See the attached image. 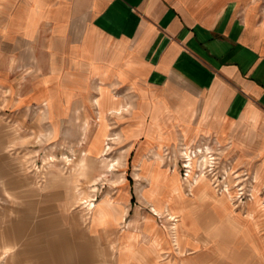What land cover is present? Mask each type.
Instances as JSON below:
<instances>
[{
	"label": "rangeland",
	"instance_id": "374dc122",
	"mask_svg": "<svg viewBox=\"0 0 264 264\" xmlns=\"http://www.w3.org/2000/svg\"><path fill=\"white\" fill-rule=\"evenodd\" d=\"M30 2L0 0V264H264V125L155 124L111 77L68 91L65 45L25 43Z\"/></svg>",
	"mask_w": 264,
	"mask_h": 264
},
{
	"label": "crops",
	"instance_id": "0c3cea01",
	"mask_svg": "<svg viewBox=\"0 0 264 264\" xmlns=\"http://www.w3.org/2000/svg\"><path fill=\"white\" fill-rule=\"evenodd\" d=\"M55 3L31 0L18 23L27 44L46 30L40 43L65 45L69 74L80 77L68 91L82 93L89 76L111 77L135 91L155 124H193L199 108L221 136L264 125V0Z\"/></svg>",
	"mask_w": 264,
	"mask_h": 264
},
{
	"label": "bare ground",
	"instance_id": "6f19581e",
	"mask_svg": "<svg viewBox=\"0 0 264 264\" xmlns=\"http://www.w3.org/2000/svg\"><path fill=\"white\" fill-rule=\"evenodd\" d=\"M132 107V106H131ZM130 110V107L129 106H127L126 107V111H129ZM116 113L117 114H124V110H117L116 111ZM113 138H115V137H113ZM109 139H111V138H109ZM200 149V148H199ZM202 154V157L205 159L204 160V164H208V163H210L211 161H210V158L208 157V154L206 153V152H204V150L201 152ZM211 155V154H210ZM186 156H187V162H188V166H189V168L191 167L192 169H193V164H194V162H195V158L197 157V154L195 155H193V153H189L187 150H186ZM83 161V159L82 160H80L79 162H77V166H79V168H81V166L83 165V163L84 162H82ZM197 161H198V159H197ZM118 163V162H117ZM114 164V163H113ZM191 170V169H190ZM82 171H85V169L84 170H82ZM193 171V170H192ZM82 173V172H81ZM88 200V199H87ZM89 203V202H88ZM94 204V203H93ZM93 204H91V205H93ZM89 205V204H88Z\"/></svg>",
	"mask_w": 264,
	"mask_h": 264
}]
</instances>
